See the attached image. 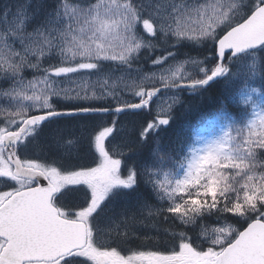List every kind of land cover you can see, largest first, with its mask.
<instances>
[{"label":"snow or ice","instance_id":"snow-or-ice-1","mask_svg":"<svg viewBox=\"0 0 264 264\" xmlns=\"http://www.w3.org/2000/svg\"><path fill=\"white\" fill-rule=\"evenodd\" d=\"M169 41V47L210 44L211 56L164 67L175 57L165 49L151 60L159 70L141 75L136 65L141 50ZM262 46L264 0H205L194 6L175 0H54L52 5L35 0L33 6L25 0L15 9L6 6L0 13V80L8 82L0 88V264H264V110L235 137L229 125L192 148L179 178L164 172L159 179L155 163L129 165L125 152L110 148L115 118L83 126L77 142L87 146L84 155L49 161L26 153L44 128L61 118L124 113L145 114L124 145L128 152L150 142L159 145L179 97L161 99L153 108L155 98L234 77L230 65L242 58L251 57L255 68ZM260 59L264 71V56ZM51 60L56 63L45 67ZM105 63L122 67L124 74L113 79L103 72ZM186 65L195 71H186ZM85 72L99 75L94 81L72 79ZM61 81L74 87H61ZM96 102L109 106H83ZM226 119L220 115L217 123ZM153 136L157 139L150 141ZM154 157L161 164L166 160L159 152ZM141 183L167 201L166 207L137 201L141 212L148 210L144 219L189 227L134 250L124 243L130 225L144 222L137 221V211L112 214L123 217L124 232L109 228L108 213L118 197L131 196ZM68 192L79 193V201L65 202ZM213 216L214 225L202 223ZM232 219L242 221L241 227L229 223Z\"/></svg>","mask_w":264,"mask_h":264},{"label":"trees","instance_id":"trees-1","mask_svg":"<svg viewBox=\"0 0 264 264\" xmlns=\"http://www.w3.org/2000/svg\"><path fill=\"white\" fill-rule=\"evenodd\" d=\"M24 2L25 0H0V11L2 10L3 12L4 8L9 5L15 9L18 4ZM53 2L54 0H46L48 5H52ZM34 5L35 0H33V6ZM171 43L172 41H169L168 44H161L160 47L154 50L145 49L140 53L136 65L142 66L146 63V61H148V59L163 53L165 49L168 51L170 49L169 45ZM177 47L178 48L176 49H178V51H189L192 54L200 56L201 58L211 56V47L207 48V46H189V48L185 47L183 44ZM262 56H264V53H260V58ZM226 63H228V61H226ZM230 66L232 67L233 72L236 74L234 77H230L227 80L224 78H218L209 86L198 91H180L181 98L179 103H177L173 108V119L170 123V126H167L159 133L160 144L156 145L150 142L145 148L138 152H127V163L129 165H136L139 167H143L145 165L152 167L155 163V166L161 172V179L164 178V172L171 173L169 178H177L186 167V158L190 157V150L196 144L199 134L203 129V125L209 122L208 120L215 111H224L231 117V119H233L232 130L243 128L254 105V96H259L257 92L264 94V71L261 69V59L259 64L260 77L257 80L251 79V77L245 73L246 70L244 66L236 64H232ZM32 74L33 73L31 71L26 72L27 78ZM6 82L7 81L5 80H0V85ZM253 89H258V91H253ZM246 94H251L253 98H251L249 104L241 106L238 101H241ZM83 106L107 107L109 105L106 102H96L90 105L84 104ZM114 106L115 105H112V107ZM127 114L128 113H124L118 117L104 115V118L106 119L105 121H110L113 118L117 119L119 126L121 124V120L124 117L127 118ZM134 115H136L135 120L128 124L129 127L130 125L133 127L131 131H129V139L134 138V129L137 128L139 126V122L145 118L144 113H135ZM156 139L157 137L155 136L150 137V141H154ZM47 151V148H40L37 150L34 149L33 152L31 151L30 153H27V155H29L30 158H36L38 154L43 157L47 156ZM154 152H159L160 155H166V160L163 164L155 160ZM47 158L49 161L51 160L49 156H47ZM141 190L142 188L139 186L137 191L146 198V195L142 193L143 190ZM72 198L74 197H70L69 199ZM215 220L216 218L213 216L207 218L205 221H202V223L207 225L215 224ZM230 222H232L238 228H240L241 224L243 223L237 219H232ZM153 223H156V228H148L144 235L136 237L134 236L133 238H130L131 240L129 239L128 242H136L134 246L151 247L156 240H168L171 232L185 230L184 227L177 228L176 225L178 223H174L172 221H169L168 223H159L155 219ZM187 227L189 226H186V228ZM164 229L168 230V234H165ZM189 234H191V232ZM146 237L152 239H146Z\"/></svg>","mask_w":264,"mask_h":264},{"label":"rangeland","instance_id":"rangeland-1","mask_svg":"<svg viewBox=\"0 0 264 264\" xmlns=\"http://www.w3.org/2000/svg\"><path fill=\"white\" fill-rule=\"evenodd\" d=\"M85 2H87V0H85ZM176 3H185L187 6H194V5H199L202 3H205V0H175ZM0 13H2V10L0 11ZM31 30V29H29ZM143 30L141 29V32ZM186 42H192V41H186ZM202 46H207V48H209V45H205V44H201ZM187 59H195V58H189V57H182V58H178L175 60H169L167 65H164V67H168L169 65H175L177 63H180L184 60ZM49 63H56L55 60H51V61H46L44 66L47 67ZM106 65H104L103 67V72L104 73H112L113 79H115L118 76H121L122 74H124V69L122 67H117L116 65L114 67L109 66V64L111 63H105ZM240 65V66H244L245 68V73L248 74L249 77H251L252 79L258 77V69H259V64H260V53H258L257 55V59H256V66L255 68H253V59L251 57H246V58H242L239 59L237 61H235L233 63V65ZM112 65V64H111ZM152 67H155L151 64V61L147 62V65H145L142 68V72L141 75L145 74V73H151L153 71H158L159 68L156 67L153 71H150V69ZM186 67V71H189V68H191V71H194L193 67L190 66H185ZM147 69V70H145ZM253 73V75H252ZM33 75V74H32ZM31 76H29L28 78L31 79ZM99 74H95V75H90L89 73L85 72V73H81L79 75L73 76L72 79L73 80H81V79H91V80H96L98 78ZM135 75V73H134ZM247 76V75H246ZM60 86L64 87V86H69V87H74V85L69 84L67 81H61L60 82ZM8 87V82L6 83H2L0 85V88H7ZM173 91H167L166 93H163L161 95V97H158V99H156L154 101V103H159L161 101V99H167L168 97L172 96ZM257 94L262 95V98H255V102L256 105L254 107V109L250 112L245 125L247 124L248 120L250 119H255L256 115L259 114L262 110H264V94H260L259 92H257ZM127 99H132L131 97H126ZM115 105V104H113ZM135 116L133 113H128L127 114V118H123L121 120V124H120V128H118L117 126V132L114 133L113 137L109 138V141L107 142V145L112 148H116L119 151H123L125 153L128 152V149L126 147H124L125 144H127L129 142V131H131V129L133 128L132 125H130V127L128 126V124L132 123L133 120H135ZM228 119L224 120L222 123H217V119L215 117V121L213 120L212 124L208 127L204 126L203 130L201 131L198 141L195 144V146L193 148H199L206 140L211 139L213 137H217L223 134L224 130L226 128L229 127V125L232 126L233 122L228 115L226 116ZM106 119L104 118V116H98L95 118H68V119H64L61 118L55 122H53L52 124L47 125L43 132H41L40 136L38 137V139L33 142L29 148L26 150V153H30L31 151L33 152L34 149H48L47 151V156H49L51 159L53 157H58V158H64L66 160L74 158L77 154V152H79L81 155H84L88 150H87V146L83 143H78L77 141L79 140V138L82 136V128L84 125H88L91 126L93 123H98L100 121H105ZM244 125V126H245ZM246 131V129H245ZM231 135L233 137H235L237 135V129L236 130H232ZM69 141H72V143H69ZM29 157V155H28ZM30 158V157H29ZM91 158V156L89 155V159ZM186 168V167H185ZM185 170V169H184ZM184 172V171H183ZM183 172L179 174V176L177 178H179L180 176L183 175ZM159 179L160 176L158 177ZM150 186V185H147ZM145 184L141 183L140 187L142 188L143 192L146 195V198L142 195L139 194L138 191H136L135 193L137 194H132L131 196H121L118 197L114 203V205L112 206V208L109 210V215H112L113 213H120L122 210L124 209H131L132 211H137V221L143 220V223H139L137 222L134 225H130L131 227V232L132 234L129 235V238L127 239V241L124 243V247L126 248H131L133 249V245L136 242H128V240L130 238H133L134 236H140V235H144L146 233V231L148 230V228H153L151 227V225L153 224V221L155 219H144L145 217L148 216V210H143L142 212L135 207L137 201H144L147 200L149 203H151L154 207H162V206H167V201H160L159 199H157L158 201H153L155 200V196L154 193L151 191L153 190L150 187H147ZM141 190V191H142ZM142 195V196H140ZM153 196V197H152ZM140 197V198H139ZM70 198V197H69ZM68 201L69 203H77L79 200L77 198H72L69 199ZM143 199V200H142ZM153 199V200H152ZM136 200V201H135ZM154 203V204H153ZM160 205V206H159ZM131 214V212L129 213ZM123 219V217L117 218L116 215H112V220L109 224V228L112 230H118L120 232H124V231H128L127 228H125L124 224L121 222ZM179 222V221H178ZM212 226V225H209ZM234 226V225H233ZM236 227V226H234ZM238 228V227H237ZM162 232V231H161ZM131 240V239H130ZM141 250L146 249L145 247H141L138 248Z\"/></svg>","mask_w":264,"mask_h":264},{"label":"flooded vegetation","instance_id":"flooded-vegetation-1","mask_svg":"<svg viewBox=\"0 0 264 264\" xmlns=\"http://www.w3.org/2000/svg\"><path fill=\"white\" fill-rule=\"evenodd\" d=\"M69 197H75V198H77L79 200L80 199V194L77 193V192H68L66 194L65 198H64L65 202L69 203V201H68Z\"/></svg>","mask_w":264,"mask_h":264},{"label":"bare ground","instance_id":"bare-ground-1","mask_svg":"<svg viewBox=\"0 0 264 264\" xmlns=\"http://www.w3.org/2000/svg\"><path fill=\"white\" fill-rule=\"evenodd\" d=\"M135 194V193H134ZM141 196V195H140ZM155 196V195H154ZM153 197V196H152ZM140 198V197H139ZM143 200V199H142ZM136 201V200H135ZM140 201V200H139ZM154 204V203H153ZM160 206V205H159ZM161 207V206H160Z\"/></svg>","mask_w":264,"mask_h":264}]
</instances>
